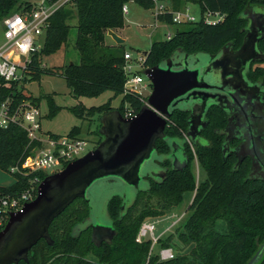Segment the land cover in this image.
<instances>
[{
  "label": "trees",
  "instance_id": "1",
  "mask_svg": "<svg viewBox=\"0 0 264 264\" xmlns=\"http://www.w3.org/2000/svg\"><path fill=\"white\" fill-rule=\"evenodd\" d=\"M56 1V0H51ZM129 0H74L77 25L70 23L74 18L73 10L66 4L58 9L50 19L43 48L32 55L25 78L21 82H7L0 78V107L10 99L14 107L37 99L26 94L27 82L37 81L43 75H61L67 87L76 98H96L111 91L115 97L123 96L122 104H128L129 110L138 114L144 106L146 97L136 93H126L127 76L124 72L125 49L123 45H109L106 42L108 31L117 32L125 26L123 6ZM199 4L203 10L222 13L224 21L217 25H206L202 21L188 23L185 29H177L170 40L153 42L145 55L143 69L152 68L168 59L176 50L188 54H217L225 46L231 45L238 50L247 35L248 20L246 14L255 8L264 9V0H190ZM146 9H153L151 0H136ZM34 5L20 0H0V23L6 17L19 11L30 10ZM174 8H181L180 0H174ZM158 20L173 25L172 16H160ZM72 28L77 30L76 48L79 64L69 63L59 68H46L45 57L51 56L66 47ZM264 53V38L259 42ZM264 60L253 64L248 73L252 82L264 84ZM49 106V118L56 117L62 110L55 104L52 95H44ZM118 110L125 115V108L115 109L111 102L87 108L80 104L70 108L79 119L100 118ZM189 114L175 111L165 130L167 136L185 139L189 124ZM208 125L202 131L207 145H194L196 158L207 175L205 182L198 184L192 173L194 155L185 145L189 158L188 166L183 170H173L169 161L162 166L167 169L166 177L160 183L151 182L150 188L141 191L134 204L122 212V199L112 198L108 206L113 221L115 235L110 242L97 245L89 228L80 234L75 228L84 222L90 214L86 200H75L51 224L49 235L52 243L42 239L30 251L27 261L19 264H249L264 244V181L249 177L251 162L239 159L234 152L225 155L223 143L225 135L221 133L228 124V114L218 107H212L207 115ZM81 128L74 127L70 135H78ZM101 142L98 143V145ZM235 144H233L234 146ZM157 146L161 154H168L170 147L162 140ZM33 147L27 133L17 125L0 128V170L10 172L12 167H20ZM16 183L11 187H0V197H20L29 190L36 177L42 182L47 175L34 173L27 176L14 175ZM194 193L188 208L189 217L184 229L178 231V241L187 252L175 255L173 259L161 261L154 255L151 239L136 242L140 228L147 219L164 216L179 206L186 193ZM33 194V200L37 196ZM224 221L227 234L216 229L218 221ZM9 220L1 228L2 231ZM173 236L158 244L169 248ZM88 255L97 258V262L87 259ZM256 264H264V253Z\"/></svg>",
  "mask_w": 264,
  "mask_h": 264
},
{
  "label": "water",
  "instance_id": "2",
  "mask_svg": "<svg viewBox=\"0 0 264 264\" xmlns=\"http://www.w3.org/2000/svg\"><path fill=\"white\" fill-rule=\"evenodd\" d=\"M245 17L248 20L247 35L238 50L231 45L217 54H188L176 50L168 59L143 71L153 89L140 112L132 118H125L118 110L103 115L100 121L104 140L98 147L69 163L62 171L47 176L39 185L36 198L26 203L22 210L10 214L8 223L0 231V264L27 261L30 251L42 239L52 243L49 235L52 222L79 198L86 200L90 214L75 228V233L91 228L97 245L110 242L115 235L108 212L112 198L119 196L122 199L121 210L124 213L141 191L150 188L151 182L164 180L167 169L162 164L165 161L170 162L173 170L183 171L189 164L185 145L208 144L202 138V131L208 125L205 118L212 107L230 115L227 127L221 131L226 134L224 154L238 153L243 149L247 138H242L240 148L230 149L231 131L234 130L231 128L232 115L240 114L247 118L255 114L260 103L264 105V84L248 78L253 64L264 60V53L259 49V42L264 38V9L255 8ZM108 35L116 45L124 43V39L114 31L109 30ZM200 54L207 55V59H202ZM177 110L189 114L188 132L185 139H180L181 143L179 138L165 133L168 121ZM251 119L253 117L247 120L249 128ZM158 140L168 144V154L159 152ZM254 148L257 151L253 146L250 156L254 161L249 177L264 181V158L254 157ZM242 162L241 157L239 164ZM257 162L263 170L256 168ZM100 182H120L135 191V199L128 205L125 191L106 196L104 207L110 222L94 220L82 228V224L94 215L89 191ZM143 183H148L147 189L141 187ZM263 253L264 244L249 264H256Z\"/></svg>",
  "mask_w": 264,
  "mask_h": 264
},
{
  "label": "built area",
  "instance_id": "3",
  "mask_svg": "<svg viewBox=\"0 0 264 264\" xmlns=\"http://www.w3.org/2000/svg\"><path fill=\"white\" fill-rule=\"evenodd\" d=\"M74 0H43L35 4L30 10L21 11L3 21L5 27L6 43L0 48V78L7 82H21L26 75L28 66L33 54L40 52L43 45L39 47L37 41L46 38L50 25V19L55 12L64 5L72 4ZM154 4L153 10L158 20L160 16L171 15L173 25L179 26L188 23L202 21L206 25H217L224 21L225 16L220 12L203 10L201 20H197L192 14L190 7L175 9L174 0H151ZM186 2L190 0H185ZM136 3V0H129L123 6L124 16L129 13V3ZM192 2V1H191ZM199 5V4H198ZM213 18V19H210ZM175 35V34H174ZM174 35L169 33L166 40H170ZM145 55L140 54L135 57L131 52L125 54L124 72L127 76L126 93H136L143 96V91L150 88L152 84L145 83L147 78L143 71ZM139 68L141 71H137ZM150 93V94H151ZM148 98V97H147ZM146 103V101H145ZM144 103V104H145ZM136 114L130 110L125 112V118H132ZM41 113L30 103L14 107L12 101L8 99L0 107V128H8L10 125L21 127L28 135L33 147L31 153L26 157L22 165L12 167V175L19 174L27 176L34 173H44L47 176L62 171L69 163L84 157L89 151V142L76 135H51L42 132ZM41 184L38 177L32 182L29 190L20 197L1 196L0 197V230L9 220L10 214L22 210L24 205L33 200L35 191L38 193ZM181 218L175 221L171 228L175 227ZM156 224L145 222L140 228L136 242L142 243L146 239H151L152 245H157L160 237H156ZM162 261H167L175 257V253L170 248L161 249L158 254Z\"/></svg>",
  "mask_w": 264,
  "mask_h": 264
},
{
  "label": "rangeland",
  "instance_id": "4",
  "mask_svg": "<svg viewBox=\"0 0 264 264\" xmlns=\"http://www.w3.org/2000/svg\"><path fill=\"white\" fill-rule=\"evenodd\" d=\"M23 3L38 4L43 0H20ZM181 7H190L192 14L197 20H201L202 11L200 5L185 0H180ZM69 7L73 10L74 18L71 20V25L75 27L77 25V14L76 8L73 4ZM129 13L125 15V26L123 29L118 30V36L124 39L123 48L125 52H131L135 57H139L140 54L150 50L153 42L166 40L169 33L174 35L177 29H185L186 26H169L161 21L157 20L155 17V11L153 9H146L137 3H129ZM19 13V11H17ZM213 19V18H210ZM76 38L77 30L72 28L66 47L62 48L57 53L45 57L43 60V65L46 68H59L69 63L79 64L80 57L76 48ZM106 42L109 45H116V42L107 35ZM6 43L5 40V27L3 22L0 23V48ZM37 45L41 47L44 43V39L41 38L37 41ZM202 59H207V55L200 54ZM264 67V64H262ZM137 71L141 69L137 68ZM145 83L149 84L148 78L145 79ZM24 86V91L26 94H30L38 100L37 102L27 101L33 107L37 108L41 113V128L42 132L45 134L64 136L70 133L74 127L81 128L79 136L84 138L89 142V150H93L98 147V143L104 140L101 134V121L100 117L94 116L89 119H79L71 111L70 108L78 106L80 104L91 107H100L108 102L115 109L124 107L125 110H129L128 104H122L123 96L115 97L114 93L111 91L105 92L96 98H76L71 90L67 87L66 81L61 75H43L37 81L27 82L23 85H19L20 88ZM151 93V89L148 88L143 91V95L147 98ZM44 95H52L55 104L61 107L62 110L54 118H49V106L46 99L42 98ZM178 142H182L180 139ZM191 152L194 155V162L191 165L192 173L195 176L196 182L201 184L206 181L207 175L204 169L200 166L194 146L189 145ZM164 156H162V159ZM16 183V178L10 172L0 170V187H11ZM148 183H143L142 188L147 189ZM125 191L127 193V204L130 205L135 199V191L132 188L124 186L120 182H100L94 185L90 191L89 195L92 198L94 205V215L88 222L82 224V228L88 225L94 220H99L100 222H110L107 211L104 207V198L110 196L112 193H119ZM194 198V193L189 192L185 194L184 201L177 207L173 208L170 212L164 216L157 218L147 219L146 222H153L156 224V237H160L162 240L173 236L170 242L169 248L173 250L175 255L184 254L187 249L181 245L178 241V231L184 229V225L189 217L188 208ZM181 218V221L173 228L172 224ZM215 229L221 234H227L228 228L224 221L220 220L216 223ZM150 239V238H149ZM160 244L152 245L151 250L154 255L160 253ZM160 258V257H159ZM87 259L92 262H97V258L93 255H88ZM161 260V259H160ZM162 261V260H161Z\"/></svg>",
  "mask_w": 264,
  "mask_h": 264
},
{
  "label": "flooded vegetation",
  "instance_id": "5",
  "mask_svg": "<svg viewBox=\"0 0 264 264\" xmlns=\"http://www.w3.org/2000/svg\"><path fill=\"white\" fill-rule=\"evenodd\" d=\"M208 115V114H207ZM230 115H228L229 119ZM250 117H253L251 119L252 126L249 128V121ZM245 118V117H244ZM240 114H233L232 115V124L231 128L234 129L231 131L232 140L230 141V149L240 148L243 144L242 138H247L246 142L244 143V147L242 150H239L238 153H235L238 159L241 157L244 161H250L251 162V168L253 165L254 158L250 156V153L252 151L253 146L257 147L254 148V157L257 159L264 158V105L263 103H260V105L255 109V114L249 115L247 118L244 119ZM207 120V116L205 118ZM208 121V120H207ZM229 123V120H228ZM228 125V124H227ZM226 138V134H225ZM252 139V140H251ZM233 144H235L233 146ZM190 145V144H189ZM191 146H194L191 144ZM233 152V151H232ZM240 157V158H239ZM255 158V159H256ZM257 169L263 170L262 166L260 165V162L256 163Z\"/></svg>",
  "mask_w": 264,
  "mask_h": 264
},
{
  "label": "crops",
  "instance_id": "6",
  "mask_svg": "<svg viewBox=\"0 0 264 264\" xmlns=\"http://www.w3.org/2000/svg\"><path fill=\"white\" fill-rule=\"evenodd\" d=\"M35 5V4H34ZM115 33H117L118 34V32H115Z\"/></svg>",
  "mask_w": 264,
  "mask_h": 264
}]
</instances>
